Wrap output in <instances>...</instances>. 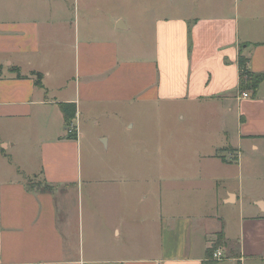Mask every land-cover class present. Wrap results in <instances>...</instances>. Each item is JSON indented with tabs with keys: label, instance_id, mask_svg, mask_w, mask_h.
Segmentation results:
<instances>
[{
	"label": "crops",
	"instance_id": "obj_1",
	"mask_svg": "<svg viewBox=\"0 0 264 264\" xmlns=\"http://www.w3.org/2000/svg\"><path fill=\"white\" fill-rule=\"evenodd\" d=\"M28 1L34 5L0 0V122L13 134L33 123L42 173L26 171L18 161L13 170L0 166V264H264V169L257 164L264 156V80L256 90L241 91L238 64L244 45L247 70L264 74V0H196V13L159 21L148 13L142 22L153 36L152 52L149 47L133 60L108 37L131 31L120 17L110 22L73 15L66 8L77 0ZM59 3L62 13L52 10ZM70 36L76 75L71 96L70 82L62 81ZM52 63L54 73L47 68ZM53 78L61 83L55 90L62 99H51ZM244 92L250 98L243 99ZM162 100L198 105L197 114L221 136L214 153L194 158L197 170L173 177L167 141L159 171L154 160L142 174L152 186L150 202H133L139 190L111 182L140 178L118 154L101 157L84 182L79 147L70 139L74 128L80 137L82 111ZM65 104L76 105L70 122ZM0 138V162L12 167L23 142L3 140L1 130ZM219 155L238 162L225 163ZM173 178L189 180L187 197L175 196L180 183ZM230 178L239 179L237 188L225 186ZM40 183L53 189L42 191ZM238 207L236 229L221 214L211 215ZM214 248L227 259L212 261Z\"/></svg>",
	"mask_w": 264,
	"mask_h": 264
},
{
	"label": "rangeland",
	"instance_id": "obj_2",
	"mask_svg": "<svg viewBox=\"0 0 264 264\" xmlns=\"http://www.w3.org/2000/svg\"><path fill=\"white\" fill-rule=\"evenodd\" d=\"M23 1L28 8L32 4L34 5V3L30 4L28 0ZM74 3H76V8ZM198 5L196 0H85L84 3L77 0V2H69L66 10L73 11V15L75 13L80 14V17L85 15L92 19L100 17L102 20L110 22L113 17H120L132 27L131 31L128 33L116 31L115 34L108 35V37L118 41L123 54L133 60L139 54H148L149 47L150 53L152 52L153 36L151 33L150 35L147 33L146 21L145 23L142 22L143 19L147 18L148 13H150V16L151 13H154L157 21H159L184 16ZM226 5L228 6V4ZM63 6H65L63 3L53 4L52 10L62 13L65 11ZM191 13H196V11L193 10ZM100 25L102 26V23ZM94 37L101 39L104 36L97 35ZM69 38V52L66 57L68 64L63 69L62 77L65 76L62 81L66 79L70 82L67 94L71 96L75 94L76 75L74 51L72 49L74 36ZM47 68L53 73L57 70L54 63ZM48 84L55 91L51 99H54L53 97L62 99L61 94H58L55 90V87H58L61 83L53 78ZM197 108L198 105H192L186 101L162 100L155 103L134 102L131 104L100 106L91 115L84 114L82 111L83 116L76 121V126L77 122L79 124L80 137H77V140L74 138L77 135L76 129H74L70 139L75 141L79 147L80 168L85 172L83 181H88L86 171L90 167L100 166L101 157L106 156L108 153L111 154L109 156L118 154L125 158V167L137 171L140 178L124 176L123 180L118 179L111 182L124 189L134 188L139 190V195L133 197V202L137 201L138 198V201L142 202L145 197L148 198L146 202H150L152 186L148 182L150 180L143 178L142 174L148 172L149 166L154 160L156 161V172L159 171L158 167L162 164L160 161L163 153L168 150L167 141L170 143L169 154L172 159L171 171L173 177L197 170L196 167L199 164L194 158L205 154L211 155V153H214L215 145L221 143L219 131L214 130V126L209 124L210 119H206V123L202 120V117L197 114ZM5 124V122H0L2 139L22 141L23 149L15 156L12 167L7 161V163L1 161L0 166L6 169L12 168L13 170L16 161H18L26 171L34 170L36 173H42L41 167L38 165L39 161L36 160L40 153V142L38 143L33 135L35 133L33 123L28 122V125L24 126L25 128L14 134L11 131L12 126L9 125L5 128ZM108 138L110 139L109 149L106 140ZM228 157L231 159L234 156L229 155ZM248 157L245 156V162ZM149 160H151L150 164ZM257 164L259 169L261 167L264 169V156L259 155L257 157ZM100 178V169H97L93 179L98 181ZM173 181L180 183L178 189L173 192L175 196L187 197L190 191L185 189L189 180L173 178ZM226 183V187L237 188L240 182L238 178H234ZM255 183L251 180L250 188L254 189ZM39 186L44 189L45 184L40 183ZM212 198V194L207 195L206 207L210 206ZM72 200L74 201V198ZM224 213L225 215L222 216ZM217 214H221L220 216L224 221L227 219V224L231 229H236L239 207L224 209V211H211V215L216 216Z\"/></svg>",
	"mask_w": 264,
	"mask_h": 264
},
{
	"label": "trees",
	"instance_id": "obj_3",
	"mask_svg": "<svg viewBox=\"0 0 264 264\" xmlns=\"http://www.w3.org/2000/svg\"><path fill=\"white\" fill-rule=\"evenodd\" d=\"M243 47H244V45H242L240 48V55H239V60H238V64H239V68H240V77H241L240 78V90L241 91L256 90L258 88L259 84L261 83V81L264 80V74L254 76L247 70V65L250 62V59L243 54V49H244ZM37 83L39 86L42 85L40 75H38ZM76 112L77 111H76V105L75 104L63 105V113H64L65 117L67 118V121L70 122L73 119H75ZM77 137H78V134L74 138L77 140ZM70 138H71V136H70ZM219 157L225 163H237L238 162V158L236 156L231 158L230 160H227V158L225 156L219 155ZM43 188L44 189H41L42 191H51L53 189V187L48 185V184H46ZM221 237H222L221 235L218 236L219 243L222 242ZM215 250H216V248L209 250V255H210L209 258H211V259L213 258V252Z\"/></svg>",
	"mask_w": 264,
	"mask_h": 264
},
{
	"label": "built area",
	"instance_id": "obj_4",
	"mask_svg": "<svg viewBox=\"0 0 264 264\" xmlns=\"http://www.w3.org/2000/svg\"><path fill=\"white\" fill-rule=\"evenodd\" d=\"M242 98L243 99H247V98H250V94H248V93H246V92H244L243 94H242ZM74 129H76V128H74ZM73 129V130H74ZM76 132H77V129L75 130ZM227 259V257L225 256V254L221 251V250H217V251H215L214 253H213V258L211 259L212 261H214V262H219V261H224V260H226ZM244 263V260L243 259H241L240 260V264H243Z\"/></svg>",
	"mask_w": 264,
	"mask_h": 264
}]
</instances>
